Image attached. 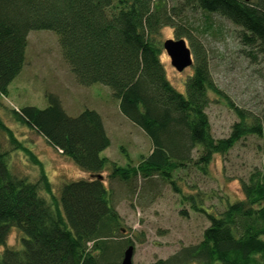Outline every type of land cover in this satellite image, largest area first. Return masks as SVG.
Returning <instances> with one entry per match:
<instances>
[{
  "label": "trees",
  "instance_id": "obj_1",
  "mask_svg": "<svg viewBox=\"0 0 264 264\" xmlns=\"http://www.w3.org/2000/svg\"><path fill=\"white\" fill-rule=\"evenodd\" d=\"M180 3L0 0V106L26 65L30 32L52 31L77 82L110 87L120 113L151 141L148 156L135 165L119 166L101 155L111 142L98 112L86 109L69 116L52 93L46 94L45 109H9L15 123L42 137L86 177L61 182L55 193L42 161L0 117V131L10 147L0 146V247L5 246L0 264L120 263L133 242L116 240L123 237V220L106 180L136 188L140 181L155 178L170 184L182 195V204L206 215L210 225L201 242L154 264H264V117L235 106L217 88L203 47L178 22L187 9L219 15L240 29L248 57H264V0ZM165 27L174 29L177 40L188 38L191 44L193 73L185 82V94L171 84L160 60L163 45L158 38ZM210 92L222 97L237 117L226 138L215 139L211 133L206 113ZM249 136L262 141L263 163L241 181L243 199L226 201L224 211L214 215L205 207L207 196L184 194L175 174L193 167L209 175L214 156H226ZM14 152L38 168L36 181L13 171ZM180 214L187 217V209ZM13 229L25 237L21 250L7 247Z\"/></svg>",
  "mask_w": 264,
  "mask_h": 264
},
{
  "label": "rangeland",
  "instance_id": "obj_2",
  "mask_svg": "<svg viewBox=\"0 0 264 264\" xmlns=\"http://www.w3.org/2000/svg\"><path fill=\"white\" fill-rule=\"evenodd\" d=\"M179 4L180 0H169L170 7ZM182 16L177 21L203 47L217 88L235 106L263 118L264 57H248L247 49L239 40L240 29L221 16L207 14L196 8L187 9ZM169 39L177 40V37L173 28L165 27L158 40L163 45ZM181 39L191 49L189 39ZM160 60L171 84L177 91L185 94V82L193 73V68L178 72L164 48ZM47 93L60 98L69 116L75 117L86 109L94 110L102 116L111 142L102 156L119 166L128 163L135 165L141 156H148L151 150L150 139L120 113L119 101L112 89L103 84H79L63 58L59 36L52 31H32L28 36L26 65L9 86V96L1 100L0 117L16 137L42 161L55 193L61 182L76 181L86 177V174L42 137L15 123L9 113L11 108L26 106L47 108ZM209 97L206 113L211 133L215 139L226 138L237 117L222 97L213 92L209 93ZM0 146L4 150L10 148L1 131ZM261 147L260 139L249 136L226 156H214L209 175H203L191 167L178 172L175 177L184 194L199 193L202 197L207 196L205 207L212 214H219L224 211L226 201L243 199L241 181H246L254 169L262 167ZM11 166L19 176L31 181L38 178V168L21 153H12ZM105 184L112 189L114 205L123 220V237L116 240H132L133 264H154L168 259L183 247L198 244L203 238L204 230L210 225L206 215L192 212L189 204H182V195L175 194L170 184L164 185L158 178L140 181L136 188L116 181L109 185L106 180ZM182 209H187V217L180 214ZM23 238V234L13 229L8 237L7 247L23 249ZM4 249L5 246L0 247V255Z\"/></svg>",
  "mask_w": 264,
  "mask_h": 264
},
{
  "label": "water",
  "instance_id": "obj_3",
  "mask_svg": "<svg viewBox=\"0 0 264 264\" xmlns=\"http://www.w3.org/2000/svg\"><path fill=\"white\" fill-rule=\"evenodd\" d=\"M163 48L171 59L172 66L178 71L183 72L185 69L193 66L194 58L191 49L184 39L166 40ZM101 178V176H99ZM134 246L130 245L124 252L123 259L117 264H133Z\"/></svg>",
  "mask_w": 264,
  "mask_h": 264
}]
</instances>
